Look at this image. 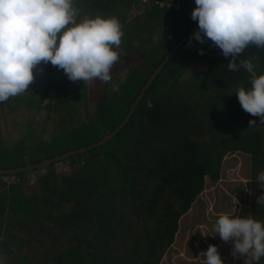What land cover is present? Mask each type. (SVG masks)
<instances>
[{
  "label": "trees",
  "instance_id": "obj_1",
  "mask_svg": "<svg viewBox=\"0 0 264 264\" xmlns=\"http://www.w3.org/2000/svg\"><path fill=\"white\" fill-rule=\"evenodd\" d=\"M148 1L147 10L128 21L141 0H77L79 18L98 13L104 17L101 13L110 10L122 24L125 42L130 41L128 51L138 45L141 58L132 59L135 63L118 89L100 83L106 92L103 101L73 129L65 131L62 122H54L59 112L47 105L46 123H56L65 133H54L49 140L39 137L33 117L24 123L28 131L23 139L8 145L0 127V170L40 164L89 147L122 123L166 56L198 26L191 19L195 0H164L163 7L162 0ZM189 40L112 141L68 160L72 173L59 175L55 163L44 173L0 175V264H161L176 242L180 220L205 190L206 179L219 181L223 160L232 153L252 159L251 215L264 221V206L256 204L264 194L257 181L264 170V128L258 117L241 108L235 94L240 86L251 87V74L243 68L229 71L232 58H225L211 41L193 40L189 45ZM191 51L195 56L183 60ZM135 52L129 55L133 58ZM263 52L250 45L237 63L250 59L260 75ZM201 65L200 73L185 79L188 69ZM39 67L43 72H34L43 85L38 98L32 103L29 95V102L11 109L39 114L49 91L62 92L55 83L60 69L50 63ZM45 79L49 81L43 83ZM251 120L256 125L250 127Z\"/></svg>",
  "mask_w": 264,
  "mask_h": 264
},
{
  "label": "clouds",
  "instance_id": "obj_2",
  "mask_svg": "<svg viewBox=\"0 0 264 264\" xmlns=\"http://www.w3.org/2000/svg\"><path fill=\"white\" fill-rule=\"evenodd\" d=\"M76 3L0 0V103L25 94L34 81V70L43 72L41 64L63 70L72 82L107 84L111 80L113 66L120 60L122 24L115 16L85 15L78 21ZM195 5L191 19L198 23V31L190 37L189 45L193 40L200 44L211 41L225 58H232L229 71L243 68L251 74V87L240 86L235 94L241 108L264 125V73L256 75L250 59L237 63V57L250 45L264 49V0H195ZM198 53L205 54L203 50ZM257 181L264 190V170L257 174ZM256 204L264 206V194ZM234 213L218 215L213 228L216 236L232 242V255L246 257L245 264H260L264 259V221ZM200 260L224 264L215 245H209Z\"/></svg>",
  "mask_w": 264,
  "mask_h": 264
},
{
  "label": "rangeland",
  "instance_id": "obj_3",
  "mask_svg": "<svg viewBox=\"0 0 264 264\" xmlns=\"http://www.w3.org/2000/svg\"><path fill=\"white\" fill-rule=\"evenodd\" d=\"M167 3L169 5L172 4L170 2ZM148 4V0H141V4L131 10L127 20L130 21L135 17L141 16L149 7L147 6ZM165 4L164 0H162V2L160 1L161 7ZM176 6L179 7L178 5ZM101 14L105 15L104 17H112V12L108 9ZM98 15L100 14L98 13ZM81 18H83V16ZM81 18L78 16V21ZM141 22H143V19L140 20V23ZM122 30L124 31L123 28ZM125 41H127V39L123 36L122 44L118 49L120 60L113 66L112 78L107 83V85L111 86L114 90L118 89L120 83L128 77L130 73L129 70L135 63L132 59L138 61L143 51L139 49L138 45L134 44L133 48L136 52L128 51L130 41ZM138 50L140 51L137 54ZM133 52L136 54H133L132 58L129 54ZM193 55L194 53H192V51L189 54L186 53L183 56V60H187ZM139 65L140 63L138 62V67ZM202 70L203 67L188 69L185 73V79L195 76ZM35 71L38 70H34V72ZM58 73L56 74L57 80H55V83L57 82L58 85H61L60 89H62V92L59 93V95L55 88L49 91L48 98L39 114H24L18 107L17 109H13L14 106H18V104L22 105L23 101L29 102L27 101L29 95H31L32 103L36 101L33 98H38L37 95L42 92L41 88H43V85L39 84L41 79L38 78H34L33 83L29 85V88L26 90V98L23 96L24 94H22L0 103V127L2 129L3 142L5 144H13L23 139L28 131L24 123H27V119L29 118L35 117V128H38L35 130V133L40 135L39 137H43L44 135L43 138L49 140V136L52 134L54 135V133H65L66 130L77 127L81 119H85L89 114L91 115L96 111L98 104L103 101L106 95L104 88L100 90L99 86L101 87V85L106 84L101 83L100 85L98 80L91 83H85L82 80L72 82L64 74L63 70H59ZM47 81H49V79H45L43 83H47ZM44 90L46 92L48 88ZM21 97L23 98L21 99ZM19 99L20 102L17 103ZM47 105H50L54 111L56 110V112H59H55L56 114L53 115L54 122H62L59 125H63V128H65L64 132L61 131L63 128H61L60 131L56 128V123L53 125L51 123H46L48 109H45V107H47ZM11 106H13L12 109ZM41 127L47 131H43ZM259 127L264 128V125L259 122ZM32 145L33 144L30 143L31 147ZM55 170L59 175H64L72 173L74 167L69 166L68 160H65L57 163L55 165ZM42 173H44V170H42ZM251 175L252 159L249 155L232 153L226 156L223 160V170L219 181L213 182L209 178L206 179L205 190L199 196L191 211L180 220V230L176 237V242L163 258L161 264H203V261L200 260L201 253L206 252L209 245L218 247L224 264H245L246 257H234L232 255V242H224L221 240L219 236H216L217 233L213 228L219 214H231L235 212L234 215L240 217L251 215ZM9 181L13 182L14 179ZM36 181H32V183L35 184Z\"/></svg>",
  "mask_w": 264,
  "mask_h": 264
},
{
  "label": "water",
  "instance_id": "obj_4",
  "mask_svg": "<svg viewBox=\"0 0 264 264\" xmlns=\"http://www.w3.org/2000/svg\"><path fill=\"white\" fill-rule=\"evenodd\" d=\"M196 31H198V26L195 27L190 33H188L186 35V37L166 56V58L164 59L162 64L154 72V74L151 76V78L149 79L147 84L142 89L141 94L139 95V97L137 98V100L135 101L133 106L131 107L130 111L128 112V114L126 115V117L124 118L122 123L114 131L110 132L107 136H105L98 143H96L94 145H91L89 147H86V148H82V149H79V150H76V151L65 153V154L57 156V157H55L53 159L45 160L44 162H42L40 164H36V165L28 164L27 166L22 167V168H18V169L0 170V175H16V174H19V173L31 172L33 170H43V169H46L48 166H50L52 164H55V163H58V162H63L65 160H69L72 156H76L78 154L87 153V152H89L91 150H94V149H97V148H101L102 146H105L108 142L112 141L122 131V129L129 123V121L131 120L133 114L135 113L139 103L144 98L147 90L152 85V83L154 82L156 77L159 75V73L162 71L164 66L169 62V60H171L172 58L175 57V55L178 52V50L184 45V43L188 39H190V37H192L194 35V33Z\"/></svg>",
  "mask_w": 264,
  "mask_h": 264
},
{
  "label": "bare ground",
  "instance_id": "obj_5",
  "mask_svg": "<svg viewBox=\"0 0 264 264\" xmlns=\"http://www.w3.org/2000/svg\"><path fill=\"white\" fill-rule=\"evenodd\" d=\"M263 54H264V52H263ZM215 56V55H214ZM197 65V64H196ZM263 69V68H262Z\"/></svg>",
  "mask_w": 264,
  "mask_h": 264
},
{
  "label": "built area",
  "instance_id": "obj_6",
  "mask_svg": "<svg viewBox=\"0 0 264 264\" xmlns=\"http://www.w3.org/2000/svg\"><path fill=\"white\" fill-rule=\"evenodd\" d=\"M177 9H179V7H176Z\"/></svg>",
  "mask_w": 264,
  "mask_h": 264
},
{
  "label": "crops",
  "instance_id": "obj_7",
  "mask_svg": "<svg viewBox=\"0 0 264 264\" xmlns=\"http://www.w3.org/2000/svg\"><path fill=\"white\" fill-rule=\"evenodd\" d=\"M201 67H203V65H201ZM202 69V68H201Z\"/></svg>",
  "mask_w": 264,
  "mask_h": 264
}]
</instances>
